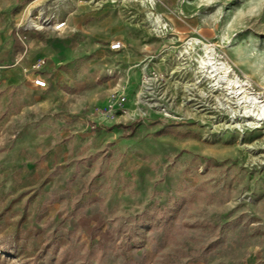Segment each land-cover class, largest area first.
Listing matches in <instances>:
<instances>
[{
  "label": "rangeland",
  "instance_id": "374dc122",
  "mask_svg": "<svg viewBox=\"0 0 264 264\" xmlns=\"http://www.w3.org/2000/svg\"><path fill=\"white\" fill-rule=\"evenodd\" d=\"M0 13L19 49L29 17L67 28L25 43L78 42L43 70L53 87L0 84V264H264V121L244 125L235 85L185 47L211 45L264 100V0H1Z\"/></svg>",
  "mask_w": 264,
  "mask_h": 264
},
{
  "label": "crops",
  "instance_id": "0c3cea01",
  "mask_svg": "<svg viewBox=\"0 0 264 264\" xmlns=\"http://www.w3.org/2000/svg\"><path fill=\"white\" fill-rule=\"evenodd\" d=\"M0 14V84L5 87H14L19 95H24L26 92L31 94L35 92L41 93L42 89L34 86L32 83L33 74L28 73L26 70L35 61L41 58L47 59L45 69L53 68L54 59H56V61H63L66 57V52L77 48L78 42L76 35L57 38L53 40L51 46L49 47L42 38H39L35 35V33H33L27 43L23 41L25 47L20 42L21 48L19 49L18 46H13L9 43V41H7L10 30H12L11 21L3 13ZM90 29V33L94 37L102 38L108 35L106 30H98L94 27ZM82 31L89 33L85 28L82 29ZM62 34L63 33H59V35ZM26 49L29 51L26 52ZM50 50H54L56 54L54 55V58L51 56ZM126 53L120 54V59L130 60L132 58L131 53ZM42 76L46 79L47 85L50 88L57 82V80H54V76H45L43 71Z\"/></svg>",
  "mask_w": 264,
  "mask_h": 264
},
{
  "label": "bare ground",
  "instance_id": "6f19581e",
  "mask_svg": "<svg viewBox=\"0 0 264 264\" xmlns=\"http://www.w3.org/2000/svg\"><path fill=\"white\" fill-rule=\"evenodd\" d=\"M150 3H153V0H150ZM32 19V18H31ZM30 20V18L28 19ZM42 25L43 21L41 20ZM35 26L40 25L36 24V22H32ZM201 45V49L203 50V54L199 57L198 61L201 67L204 69V73L207 78H213V80H223L227 85H235L233 87H227L229 90L225 95L235 97V107H239L243 109L242 117H247L251 120L245 119L246 122L244 125H251L255 122L264 121V100H259V97L256 95H251L250 92L248 95L245 93L246 89L243 86L246 84L243 82L235 71L231 68L227 61H218V59L214 60V51L211 45L197 39L190 38L186 42V48H192L195 45ZM231 73V77L230 76ZM250 83V82H248ZM218 84V81L217 83ZM250 85V84H249ZM247 88V87H246ZM248 89V88H247ZM243 93V94H242ZM242 94L241 96H239ZM234 107V108H235ZM236 111V109L234 110ZM239 114V112H238ZM252 126V125H251ZM250 126V127H251Z\"/></svg>",
  "mask_w": 264,
  "mask_h": 264
},
{
  "label": "built area",
  "instance_id": "2783aa9c",
  "mask_svg": "<svg viewBox=\"0 0 264 264\" xmlns=\"http://www.w3.org/2000/svg\"><path fill=\"white\" fill-rule=\"evenodd\" d=\"M30 19L33 17H29ZM40 20V19H39ZM37 20V21H39ZM43 21V25H40L39 27H35L33 25H31L29 23V20L26 22L27 25L25 24L24 27L17 25L15 27V35L17 36V38L21 41V43L24 46V40L26 39V35H24V31L27 29H33V30H38V29H46V30H50L53 31L57 34L59 33H63L64 30L67 28V19H61V20H56L53 21L50 18H44L41 19ZM25 47V46H24ZM122 48V43L120 40H115L114 42L109 44V49L110 50H120ZM47 65V59L46 58H41L38 59L37 61H35L26 71H34L32 72L33 74V79H32V83L34 86L38 87V88H46L47 87V82L46 79L42 76V71L45 69ZM145 77V76H144ZM150 80V77H145L144 80L141 81V84L144 86L148 85V82ZM125 95H121L118 99L117 102L119 104H123L125 101ZM125 109V108H123Z\"/></svg>",
  "mask_w": 264,
  "mask_h": 264
}]
</instances>
